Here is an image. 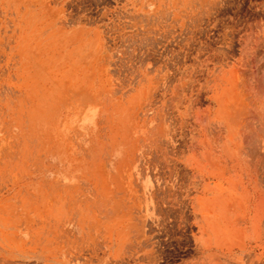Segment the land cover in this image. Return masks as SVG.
Returning <instances> with one entry per match:
<instances>
[{"label": "rangeland", "instance_id": "374dc122", "mask_svg": "<svg viewBox=\"0 0 264 264\" xmlns=\"http://www.w3.org/2000/svg\"><path fill=\"white\" fill-rule=\"evenodd\" d=\"M0 264H264V0H0Z\"/></svg>", "mask_w": 264, "mask_h": 264}]
</instances>
